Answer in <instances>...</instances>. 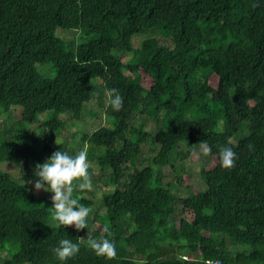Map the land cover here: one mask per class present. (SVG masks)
I'll return each mask as SVG.
<instances>
[{
    "label": "trees",
    "instance_id": "trees-1",
    "mask_svg": "<svg viewBox=\"0 0 264 264\" xmlns=\"http://www.w3.org/2000/svg\"><path fill=\"white\" fill-rule=\"evenodd\" d=\"M91 102L109 123L86 134ZM15 107L0 163L25 183L0 169V264H264V0H0V115ZM40 114L37 137L29 126ZM201 140L211 147L205 188L192 190L185 173L177 197L162 169L200 162L177 147ZM225 145L237 152L232 168L220 163ZM58 149L86 151L102 174L89 168L92 182L109 189L103 215L74 190L90 208L84 229L59 225L53 194L37 198L26 183ZM87 234L113 240L116 254L98 255ZM65 237L81 247L61 261L53 249Z\"/></svg>",
    "mask_w": 264,
    "mask_h": 264
},
{
    "label": "clouds",
    "instance_id": "clouds-1",
    "mask_svg": "<svg viewBox=\"0 0 264 264\" xmlns=\"http://www.w3.org/2000/svg\"><path fill=\"white\" fill-rule=\"evenodd\" d=\"M107 91L114 93L110 97L111 105L117 110L120 109L123 106V96L119 90L111 88ZM198 144L202 153L207 154L211 151V147L206 141L201 140ZM219 156L220 163L224 168L235 166L237 152L233 147L223 146L220 148ZM89 167L90 161L84 150L73 154L69 151L58 149L44 162L35 164L33 179L29 180L28 183H34V187L38 191L44 190L53 194L52 216L61 226L75 225L76 229L87 227V217L89 216L90 208L81 203L73 193L76 189H91L93 187ZM104 231H108L107 226H105ZM80 239L83 240L84 238ZM87 239L88 246L98 255L116 254V245L113 240L107 237L100 239L94 236L88 237V234ZM80 247V243L70 237H65L59 241L53 251L61 261H64L76 255Z\"/></svg>",
    "mask_w": 264,
    "mask_h": 264
},
{
    "label": "rangeland",
    "instance_id": "rangeland-1",
    "mask_svg": "<svg viewBox=\"0 0 264 264\" xmlns=\"http://www.w3.org/2000/svg\"><path fill=\"white\" fill-rule=\"evenodd\" d=\"M57 35L59 37H62L66 40H70L72 38L75 37L76 32L72 31V30H58L57 31ZM143 36H135L133 38V44L134 46H137L140 42V39H142ZM122 60L124 62L128 61L131 58V54L129 53H123L122 55ZM40 69H43L42 67H39ZM145 82V81H144ZM90 112H97L98 115L96 118H94L93 116L89 115L88 113ZM21 119V110L19 107H15L12 108L10 113H4L0 115V128L7 130L9 129V127L16 121H19ZM38 123L32 124L29 126V129L35 132V135L37 137H41V133L42 130L41 128H39V123L44 119V115H39L38 116ZM68 122V121H67ZM82 124V132L86 133V134H90L95 128H97L98 126L101 125H108V118L103 114V112L98 109L95 105L94 102H91L87 105L86 108V115H84L82 117V120L80 122ZM145 129L147 131L150 130H154V124L152 122H150V120H148V122L146 123V125L144 126ZM80 134H76V140L71 142L72 146H77L76 142L77 139H79ZM60 139H58L59 141ZM40 146H36V150L37 151H41ZM200 146H192V147H188L183 143H180L177 147V149H181V151H188L190 154H196L200 157V162L197 163H190V161H185V164L182 162L183 160H178L176 158H172V163L169 166H165L162 169V173H163V182L165 184H169L170 190L172 191V193L175 196H183V191H180L175 182H174V178L177 176H183L185 173L187 174V178L185 180V183H187V185L192 189V190H203L205 188L204 183L202 182V179L200 177V170L202 169V167L206 164V155L202 153L199 150ZM44 156H42V154L40 155V158L43 159ZM187 165V166H185ZM93 170V174L96 177H99L101 174L100 169L96 166V164L94 163H90V167ZM184 168V169H183ZM0 169L3 170L4 172L9 173L10 177L17 181H21L24 180L23 177L21 176V174H19V170L18 168H16L13 164H10L8 162H2L0 163ZM107 173V171L105 172ZM33 179V178H32ZM31 180V179H30ZM28 187L34 192L35 197L39 198L42 196H46V191L44 190H36L34 187V183H28V181H26ZM86 192H84L83 194L86 197L91 198L94 202V209L95 211H97V213H99L100 215L104 214V210L103 207L100 203H102L101 200V194L103 192H107L109 191V189L106 188V186H104L101 182H97V183H93V187L91 189H85ZM181 209V205L176 203V213L175 215L171 218L174 219L175 222H178V218H179V211ZM94 226L91 224V229ZM85 237V235L83 236V238Z\"/></svg>",
    "mask_w": 264,
    "mask_h": 264
},
{
    "label": "built area",
    "instance_id": "built-area-1",
    "mask_svg": "<svg viewBox=\"0 0 264 264\" xmlns=\"http://www.w3.org/2000/svg\"><path fill=\"white\" fill-rule=\"evenodd\" d=\"M209 264H222V263L219 261H211V262H209Z\"/></svg>",
    "mask_w": 264,
    "mask_h": 264
}]
</instances>
